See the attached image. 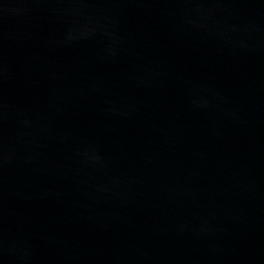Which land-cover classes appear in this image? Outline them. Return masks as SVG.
<instances>
[{
    "label": "water",
    "instance_id": "1",
    "mask_svg": "<svg viewBox=\"0 0 264 264\" xmlns=\"http://www.w3.org/2000/svg\"><path fill=\"white\" fill-rule=\"evenodd\" d=\"M0 264H264V0H0Z\"/></svg>",
    "mask_w": 264,
    "mask_h": 264
}]
</instances>
